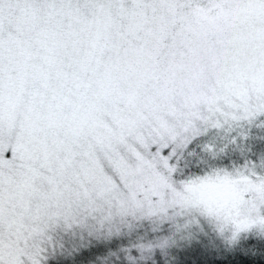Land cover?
<instances>
[{"label": "snow or ice", "instance_id": "1", "mask_svg": "<svg viewBox=\"0 0 264 264\" xmlns=\"http://www.w3.org/2000/svg\"><path fill=\"white\" fill-rule=\"evenodd\" d=\"M0 264H264V0H0Z\"/></svg>", "mask_w": 264, "mask_h": 264}]
</instances>
